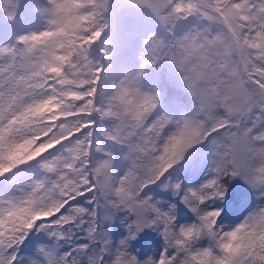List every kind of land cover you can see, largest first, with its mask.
<instances>
[{
    "label": "trees",
    "instance_id": "1",
    "mask_svg": "<svg viewBox=\"0 0 264 264\" xmlns=\"http://www.w3.org/2000/svg\"><path fill=\"white\" fill-rule=\"evenodd\" d=\"M207 1L216 15L237 7L249 16L243 34L235 32L259 55L236 66V78L230 72L224 79L245 92L244 114L221 102L206 109L189 84L198 80V66L186 65L180 48L188 38L203 47V57L211 26L195 21L188 0H175L180 13L163 23L169 31L129 14L125 0H0V246L6 262L25 250L24 240L26 248L38 242L31 250L36 264L170 262L162 238L139 256L144 239L130 208L112 219L110 231L102 228L103 205H117L116 188L122 194L121 185L135 192L146 185L170 222L183 220L174 247L181 251L178 264H230L234 257L239 264H264V186L233 196L229 154L242 117H250L255 94L264 90V70L254 61L264 51V0ZM210 31L212 41L228 46V29ZM175 57L185 67L171 62ZM207 58L204 69L212 67ZM161 133L167 136L156 151ZM255 153L263 173L264 155ZM172 179L184 190H168ZM191 181L198 192L186 188ZM217 223L222 245L212 236ZM116 229L125 240L114 245Z\"/></svg>",
    "mask_w": 264,
    "mask_h": 264
},
{
    "label": "rangeland",
    "instance_id": "2",
    "mask_svg": "<svg viewBox=\"0 0 264 264\" xmlns=\"http://www.w3.org/2000/svg\"><path fill=\"white\" fill-rule=\"evenodd\" d=\"M188 11L191 12L194 17L195 21H198L202 24L208 23L209 26L212 28H222L224 30L228 29L226 37V41L228 43V46H226V43H224V40L221 41V43H218L217 41H212V34L210 32V28L208 31H206L208 37L205 41L204 46V52L203 57L201 56L203 47L193 45L188 38H186L185 43L180 48V44L183 42L184 38H178V40L175 41L174 46L176 50L184 51L185 55L187 56L188 61L186 62V65L191 66L195 62L198 66V71L194 70V76L195 74L198 76V80L192 81L190 84L191 88L193 89V92L195 95L199 97V99L204 102V104L208 107L206 109L211 110L215 107H217L219 102L222 103L224 106L225 104L231 107V110H233L236 114H244L246 110L248 109L247 104L249 103V100L247 97H245V92L241 89V87L235 86H229V83L225 84L224 79H226V75L228 73H232L231 76L234 78L236 73L238 72V68L236 66H239V64L245 63L250 60L251 56L259 55L257 53V50H253L252 45H246L243 42L239 41V38L237 36V30L241 34H243L244 31L243 28L246 27L245 23L248 21L249 16L247 17H241V9L235 8H226L224 12H219L216 15L215 12H212L209 10L208 7L204 6V3H209L207 0H202L201 4L204 7L202 9V6L200 5V0H188ZM107 2V1H105ZM111 2V1H110ZM125 2L129 5L131 8V12L129 14H139L144 15L145 20L152 21L154 24H156L159 29L160 27H164L163 30L169 31L170 27L169 25L165 27L163 25L164 22L170 23L171 18H175L176 14H179L180 12L176 11V5L174 4V0H125ZM110 4V3H109ZM212 5V4H211ZM211 8V7H210ZM241 21V23H239ZM251 24V20H250ZM225 27V28H224ZM236 30V32H235ZM249 36V34H248ZM181 39V41H180ZM246 42V41H245ZM164 46L165 43H163ZM167 47V46H166ZM176 53V52H175ZM261 58L254 60L257 64V69H263L264 70V51H261ZM173 56H177L173 55ZM208 56H210V62L212 63L211 68L204 69L203 64L206 63ZM202 58L201 60L199 59ZM178 60V61H177ZM182 61L181 58L175 57L172 58L171 62H173L176 65H179L180 67H185V64L182 62L179 63V61ZM208 66V64H207ZM214 69V70H213ZM250 69V67L248 68ZM219 71V72H218ZM232 78V79H234ZM229 86V87H228ZM249 90H251L249 88ZM253 93V91H252ZM239 95V96H238ZM256 100L255 104H252L253 107L251 111L250 117L246 116L245 118L242 117V122L239 124L238 131H240V134L236 137V140L232 141L231 147L229 150V154L231 155V158H233V163L235 165V173L234 178L232 182V188L234 196L239 194L242 190L243 193H252L255 192L256 184H260L264 186V172L258 171L257 168V161L255 159V150H257L258 153H261L264 155V119H260L261 113L264 114V90L263 88L260 89L258 93L255 94ZM216 105V106H215ZM247 107V108H246ZM245 108V109H244ZM259 109V110H255ZM243 111V112H242ZM263 118V117H262ZM164 140L161 138L156 141V151L158 149V145H160V148L162 147ZM235 144V145H234ZM237 165V168H236ZM264 168V165L262 166ZM173 187L174 191H178L177 189L180 186L178 184L177 180H170V186L168 187V190ZM199 187V184L197 185ZM197 187H193V193H196ZM121 192H123V197H117L116 203L117 205L114 207V201L105 203L103 205L104 210V217L103 219L104 224L102 225V228L111 230L112 226L111 221L115 217L114 213L116 211H121L123 214L125 213V206L126 203L124 202V197H126V201L132 205L133 202L138 198L137 192L133 191L132 189H129V186L127 188L120 187ZM2 193H0V202L4 201V198L1 196ZM156 193L153 191L152 188H149L147 192L145 193V203H147V213L148 217L151 221L154 234L156 236L161 235L162 239L165 241V245H168L167 252L172 255L173 248L175 247V241L178 231L181 229H184V225L182 223H179L178 221H173L172 223H167L164 219V212L160 211V209L157 210L156 214L153 212V207H160L158 205V199L155 197ZM143 196V197H144ZM8 208L12 210L11 208V202L7 201ZM181 204L186 207L185 201L182 199ZM121 210H120V207ZM114 207V209H113ZM192 207L190 206V210ZM189 210V209H188ZM12 214L10 213V216H7L6 218L9 220L11 219L13 221ZM135 222V220H134ZM183 225V226H182ZM217 226V225H216ZM177 227H179L177 229ZM217 228V227H216ZM216 236V232L213 230L212 236ZM219 243L223 241V236H221V233L219 230H217V238ZM203 242L200 239V244ZM208 243V241H207ZM206 243V244H207ZM218 243V244H219ZM38 245V242L33 241L31 246L26 248L23 251H20V253L15 254V257H13L10 261L9 258L6 262L7 256L4 252H2L1 246H0V264H36L35 259L33 260V256L31 255L32 248L36 247ZM216 245V244H215ZM222 245V243H221ZM197 246V245H196ZM192 250L195 252V246L192 247ZM213 250V249H212ZM175 251V249H174ZM176 259L171 260L170 262H166L164 258L159 264H178L181 261V251L176 250ZM113 251L111 252V254ZM239 255H244L242 251L238 252ZM42 252L38 253V258L41 259ZM112 255L110 257L113 258ZM169 257V255H168ZM108 257H106L107 259ZM9 261V263H8ZM239 257H234L230 264H239ZM119 262V260H118ZM115 261L111 260L109 264H114Z\"/></svg>",
    "mask_w": 264,
    "mask_h": 264
},
{
    "label": "water",
    "instance_id": "3",
    "mask_svg": "<svg viewBox=\"0 0 264 264\" xmlns=\"http://www.w3.org/2000/svg\"><path fill=\"white\" fill-rule=\"evenodd\" d=\"M132 213L136 216V225L139 235L146 238L151 227L147 218L146 206L141 202H135L132 206Z\"/></svg>",
    "mask_w": 264,
    "mask_h": 264
}]
</instances>
